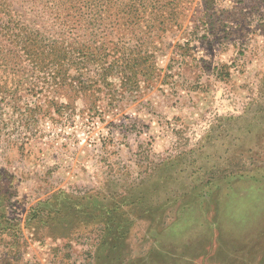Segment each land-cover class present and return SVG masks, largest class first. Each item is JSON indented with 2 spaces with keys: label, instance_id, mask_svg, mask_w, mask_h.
<instances>
[{
  "label": "rangeland",
  "instance_id": "rangeland-1",
  "mask_svg": "<svg viewBox=\"0 0 264 264\" xmlns=\"http://www.w3.org/2000/svg\"><path fill=\"white\" fill-rule=\"evenodd\" d=\"M17 2L14 9L23 14V0ZM181 4L187 16L180 26L137 33L134 42L143 46L132 56L142 54L150 78L135 89L127 91L111 73L104 82L119 88L112 101L102 87L92 108L77 98L29 128L2 106L0 180L11 185L8 215L16 217L20 233H0V264H95L97 226L61 235L58 227L34 221L31 208L59 189L124 194L172 157L188 172L202 164L234 172L220 174L219 187L169 213L161 226L148 229L147 221L135 220L128 256L143 264H264V0ZM207 7L215 17L201 19ZM56 26L61 32L63 25ZM64 26L89 52L101 42L132 41L116 24ZM81 65L68 75L103 82L93 57ZM207 176L199 178L201 185Z\"/></svg>",
  "mask_w": 264,
  "mask_h": 264
},
{
  "label": "trees",
  "instance_id": "trees-1",
  "mask_svg": "<svg viewBox=\"0 0 264 264\" xmlns=\"http://www.w3.org/2000/svg\"><path fill=\"white\" fill-rule=\"evenodd\" d=\"M17 1L0 0V110L9 106L17 117L15 122L27 128L39 118L62 113L77 98L92 108L102 87L112 101L119 88L115 82H104L111 73L123 79L120 83L127 91L135 89L138 80H148L150 71L143 64L142 54L132 56L143 46L139 40L134 42L137 33L165 32L169 25L180 26L187 16L182 0H23V14L14 9ZM212 12L207 7L201 19L205 15L214 18ZM74 22L116 24L132 41L101 42L89 52L84 42H73L65 32L64 25ZM57 23L63 25L61 32ZM89 57L101 68L103 82H85L78 75H68L73 65L82 64V68ZM134 64L138 66L132 70L135 75L128 76ZM95 85L96 91L92 89ZM175 159L159 162L156 173L132 181L124 194L117 190L102 194L97 190L80 193L59 189L31 208V218L58 227L61 235L77 232L79 225L97 226L95 264H143V258H132L124 251L135 220L147 221L148 229L161 226L169 213L185 209L198 195L208 196L207 191L219 187L215 182H224L221 176L234 172L222 174L227 169L215 164H202L188 172L177 167ZM193 174L195 177L185 182L183 178ZM203 174H208L204 186L199 179ZM5 182L0 180V233L13 237L20 230L16 217L8 215L12 191ZM129 209L135 212L134 218L129 216Z\"/></svg>",
  "mask_w": 264,
  "mask_h": 264
}]
</instances>
